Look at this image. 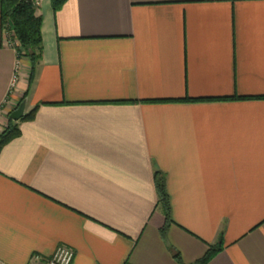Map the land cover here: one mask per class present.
Returning a JSON list of instances; mask_svg holds the SVG:
<instances>
[{
    "label": "crops",
    "instance_id": "crops-1",
    "mask_svg": "<svg viewBox=\"0 0 264 264\" xmlns=\"http://www.w3.org/2000/svg\"><path fill=\"white\" fill-rule=\"evenodd\" d=\"M37 1L32 72L0 12V105L19 61L0 132L36 107L0 150V263L62 244L70 264H192L211 245L206 264H264V0Z\"/></svg>",
    "mask_w": 264,
    "mask_h": 264
},
{
    "label": "trees",
    "instance_id": "trees-1",
    "mask_svg": "<svg viewBox=\"0 0 264 264\" xmlns=\"http://www.w3.org/2000/svg\"><path fill=\"white\" fill-rule=\"evenodd\" d=\"M65 1L66 0H51L53 10H58ZM0 3L1 21L3 24H9V29L19 42V47L16 49L17 59L19 60L22 57L29 58L32 72L34 64L38 62L43 52L41 34L42 18L36 15L34 0H0ZM23 99H21L20 102ZM35 111L36 107L24 114L18 121L8 119L7 124L0 132V150L6 143L19 136V121L31 120ZM154 179L157 205L161 208L165 217L164 224L160 228V235L164 238L166 230L172 222L169 196L166 190L164 177L158 170L155 171ZM220 249V245H211L206 253L192 264H206ZM173 257L180 263L181 259L179 253H174Z\"/></svg>",
    "mask_w": 264,
    "mask_h": 264
},
{
    "label": "built area",
    "instance_id": "built-area-1",
    "mask_svg": "<svg viewBox=\"0 0 264 264\" xmlns=\"http://www.w3.org/2000/svg\"><path fill=\"white\" fill-rule=\"evenodd\" d=\"M38 1L34 0V5H37ZM10 44L15 47V43L11 42ZM19 69V61L15 64V72L11 78L10 86L8 89L7 97L3 100L0 105V120L3 116L6 115L5 106L8 105V100L10 99V95L12 94L13 89L15 88V84L17 81V71ZM1 124V121H0ZM74 252L71 248L66 245H58L55 250L52 252L50 256H42L41 254H33L30 257L29 264H70L73 259ZM1 264V263H0Z\"/></svg>",
    "mask_w": 264,
    "mask_h": 264
},
{
    "label": "water",
    "instance_id": "water-1",
    "mask_svg": "<svg viewBox=\"0 0 264 264\" xmlns=\"http://www.w3.org/2000/svg\"><path fill=\"white\" fill-rule=\"evenodd\" d=\"M25 103L26 101L22 100L17 108L9 114V118L14 121H18L20 118H22L25 114Z\"/></svg>",
    "mask_w": 264,
    "mask_h": 264
},
{
    "label": "rangeland",
    "instance_id": "rangeland-1",
    "mask_svg": "<svg viewBox=\"0 0 264 264\" xmlns=\"http://www.w3.org/2000/svg\"><path fill=\"white\" fill-rule=\"evenodd\" d=\"M37 5H35V9H36ZM8 33H9L8 35H10L9 37H10L11 42L15 43L14 45H15V48L17 49L19 47V42L15 39L11 30H9Z\"/></svg>",
    "mask_w": 264,
    "mask_h": 264
}]
</instances>
